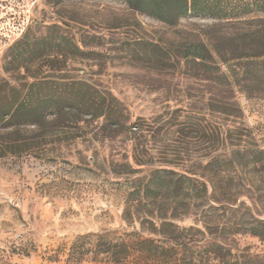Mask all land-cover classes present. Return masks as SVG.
Masks as SVG:
<instances>
[{"label":"rangeland","instance_id":"374dc122","mask_svg":"<svg viewBox=\"0 0 264 264\" xmlns=\"http://www.w3.org/2000/svg\"><path fill=\"white\" fill-rule=\"evenodd\" d=\"M60 22L67 30L58 29ZM215 24L185 19L168 27L120 0H63L58 5L0 0V89L3 84L10 89L26 84L27 89L33 82L50 89L74 88L95 109L102 102L118 103L124 126L141 120L156 129L177 110L182 119L185 112L205 108L211 95L227 94L226 88L189 77L173 54L169 61L162 55L166 42H176L182 32L221 28H212ZM36 41L40 50L45 44L52 51L42 50L28 68L8 71L20 47ZM67 42L79 49H69ZM232 93L240 109L236 122L252 138L243 145L263 153L257 167L236 172L242 178L240 190L249 192L264 212V100ZM93 107L90 112L66 110L70 123L52 117L45 132L26 127L34 150L0 157V264H72V248L89 250L78 264H112L101 254L103 244L121 242L129 250L122 264L178 263L179 252L151 233L146 210L135 211L128 203L131 182L146 178L149 171L133 164L132 141L108 133L104 117ZM6 132L1 123L0 143ZM148 140V157L142 158L157 166L160 143ZM130 167L138 173H130ZM177 224L188 227L192 220ZM234 241L264 259V244L257 238Z\"/></svg>","mask_w":264,"mask_h":264},{"label":"trees","instance_id":"16d2710c","mask_svg":"<svg viewBox=\"0 0 264 264\" xmlns=\"http://www.w3.org/2000/svg\"><path fill=\"white\" fill-rule=\"evenodd\" d=\"M50 1L58 5L63 0ZM120 1L168 27H178L185 19H209L216 22L212 28L221 26L203 34L182 32L176 42H166L162 55L169 61L173 54L189 77L226 88L227 94L211 95L205 108L185 112L182 119L177 110L162 127L153 129L141 120L124 126V109L118 103L105 106L102 102L95 109L85 98L79 99L74 88L50 89L33 82L27 89L26 84L10 89L3 84L0 124L8 132L7 139L5 135L1 138L0 157L34 150L27 143L26 127L45 132L52 117L70 123L67 111L90 112L93 107L98 117H104L108 133L132 141L133 164L149 171L146 178L131 182L128 203L135 211L146 210L151 233L179 252L177 264H264L263 258L234 244V238L241 236L264 244V212L249 192L240 190L242 178L236 172L248 165L257 167L263 153L243 145L252 138L236 122L240 109L232 93L236 90L247 99L264 100V0ZM57 27L67 30L62 22ZM66 44L74 51L79 49L72 42ZM40 48L38 41L25 43L20 47L21 58L14 54L6 69L28 68L42 50L53 49L45 44ZM148 138L161 146L157 166L142 158L148 157ZM129 170L138 173V169ZM184 218L192 224L180 227L177 221ZM103 246L101 254L109 263L122 264L128 259L123 242ZM83 253L89 250L72 248L68 261L78 264Z\"/></svg>","mask_w":264,"mask_h":264}]
</instances>
